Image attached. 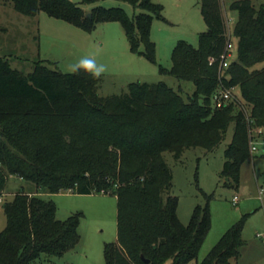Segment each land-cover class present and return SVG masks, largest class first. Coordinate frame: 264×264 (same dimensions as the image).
<instances>
[{"label":"trees","instance_id":"16d2710c","mask_svg":"<svg viewBox=\"0 0 264 264\" xmlns=\"http://www.w3.org/2000/svg\"><path fill=\"white\" fill-rule=\"evenodd\" d=\"M122 1L141 11L133 16L122 7L87 11L72 0L0 4L10 3L27 16L45 12L88 32L98 23L120 22L131 51L155 62L150 34L153 21L164 19L163 5ZM223 3L200 0L207 30L199 34V45L179 40L172 67L160 68L194 83L187 97L165 82H131L127 92L104 97L91 68L65 73L41 61L25 73L0 56V196L10 177L36 187L23 186L2 201L7 223L0 231V264H37L42 255L62 256L79 242V214L58 219L55 202L42 195L68 191L116 196L117 241L106 245L105 264H189L197 259L211 228L210 208L197 205L188 224L180 221L165 153L179 158L189 148L213 151L233 123L221 175L226 185L238 187L254 128L262 127L264 134V0H230L229 8L238 13L233 29L237 58L221 71L220 57L231 37ZM234 87L250 108L248 117L234 99L220 107L214 102L217 90ZM243 226L244 217L198 264L238 259L245 243Z\"/></svg>","mask_w":264,"mask_h":264},{"label":"rangeland","instance_id":"374dc122","mask_svg":"<svg viewBox=\"0 0 264 264\" xmlns=\"http://www.w3.org/2000/svg\"><path fill=\"white\" fill-rule=\"evenodd\" d=\"M90 11L95 6L122 7L133 16L141 10L122 0H102L82 4ZM163 5L164 19H155L150 38L155 43V62L144 55L134 53L122 24L117 21L98 23L88 32L64 20L51 17L45 12L27 16L16 11L10 3L0 4V56L25 73L33 71L38 62L65 73L77 68H91L99 72L98 92L107 97L127 92L131 82H165L187 97L195 90L191 81H183L160 68L172 67V53L179 40H186L195 47L199 34L207 30L201 12L200 0H152ZM230 0H224L222 10L228 36L233 43L231 61L237 58L236 39L233 29L238 13L229 8ZM144 49V47H142ZM90 61L91 63L82 64ZM235 100L249 116V106L244 103L237 87L232 88ZM230 101V100H229ZM228 101V102H229ZM234 124L231 123L223 141L213 150L201 147L186 149L179 158L171 152L165 158L173 171L170 194L178 197V217L188 224L197 205H209L211 228L200 249L197 259L189 264L200 263L221 236L233 224L244 217L241 255L231 264H264V134L253 130L257 149L241 166L240 184H225L221 171L225 150L232 140ZM251 141V142H252ZM36 190L34 184L18 177H10L7 191L2 198H11L22 187ZM7 194V195H6ZM57 206V218L64 220L79 214V242L62 256L42 255L37 264H105L104 250L107 244L117 241V198L111 194H80L72 191L42 193ZM238 195L239 201L233 198ZM7 219L0 203V231Z\"/></svg>","mask_w":264,"mask_h":264},{"label":"built area","instance_id":"2783aa9c","mask_svg":"<svg viewBox=\"0 0 264 264\" xmlns=\"http://www.w3.org/2000/svg\"><path fill=\"white\" fill-rule=\"evenodd\" d=\"M229 41L227 44V47L224 51V53L221 55L220 57V70H224L226 69L230 62H231V58H232V49H233V43L231 41V37H229ZM214 61V60H212ZM234 97V94L232 92V88L231 89H224L221 88L219 90L216 91V93L214 94V102L216 104V106L220 107L223 104H226L229 100H231ZM257 133H263V128H257ZM251 149L252 151H255L257 149L254 141L251 142ZM3 198L2 196H0V203H2ZM234 202H238L239 201V197L238 195H235L233 198ZM260 236L263 238L264 240V234H260Z\"/></svg>","mask_w":264,"mask_h":264},{"label":"clouds","instance_id":"9594fccd","mask_svg":"<svg viewBox=\"0 0 264 264\" xmlns=\"http://www.w3.org/2000/svg\"><path fill=\"white\" fill-rule=\"evenodd\" d=\"M87 63H91V62L90 61L82 62V64H87ZM93 75H99V72L97 71L96 73H93Z\"/></svg>","mask_w":264,"mask_h":264},{"label":"water","instance_id":"95a60500","mask_svg":"<svg viewBox=\"0 0 264 264\" xmlns=\"http://www.w3.org/2000/svg\"><path fill=\"white\" fill-rule=\"evenodd\" d=\"M89 15L91 16V13H89ZM142 259L146 262V263H149V260L148 259H145L143 255H141Z\"/></svg>","mask_w":264,"mask_h":264}]
</instances>
